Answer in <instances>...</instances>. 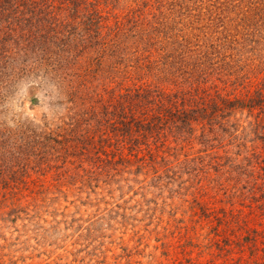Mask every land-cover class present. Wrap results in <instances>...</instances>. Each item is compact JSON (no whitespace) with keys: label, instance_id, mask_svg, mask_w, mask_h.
I'll use <instances>...</instances> for the list:
<instances>
[{"label":"rangeland","instance_id":"1","mask_svg":"<svg viewBox=\"0 0 264 264\" xmlns=\"http://www.w3.org/2000/svg\"><path fill=\"white\" fill-rule=\"evenodd\" d=\"M15 1L0 264H264V0Z\"/></svg>","mask_w":264,"mask_h":264},{"label":"trees","instance_id":"2","mask_svg":"<svg viewBox=\"0 0 264 264\" xmlns=\"http://www.w3.org/2000/svg\"><path fill=\"white\" fill-rule=\"evenodd\" d=\"M6 1H9V0H6ZM69 1H72V0H69ZM3 2H5V1H3ZM45 3L47 4V1L46 0H45ZM7 4L8 5H6L5 8L2 7V10H3L2 13L3 14H1V15L3 16L2 18H4L3 19L4 22L5 23L7 22V25H6V28H7V31H8L7 34H10V33H12V31H15V28L12 26V23L15 22V21H12V22H10V21L11 20H15L17 18V16H18L19 13H21V14H23V13H22V9H20V7L22 6V4L19 3V1L10 0V2L7 3ZM26 4H27V6L30 7L31 5H35L36 4V0H27L26 1ZM49 4H50V1H49ZM49 4H47V5H49ZM36 7H37L38 12L41 13L43 8L41 6H39V5L36 6ZM51 12H53V11L50 9V11H47L46 13H51ZM25 19H27V18L18 19V22L20 23L22 20H25ZM0 23H1V26L0 27H4L2 25V21H0ZM136 95L138 96V93ZM234 105H237V104L230 102V106H234ZM237 107H240V106L238 105Z\"/></svg>","mask_w":264,"mask_h":264}]
</instances>
